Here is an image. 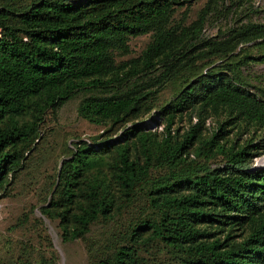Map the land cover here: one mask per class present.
Wrapping results in <instances>:
<instances>
[{"label": "trees", "instance_id": "16d2710c", "mask_svg": "<svg viewBox=\"0 0 264 264\" xmlns=\"http://www.w3.org/2000/svg\"><path fill=\"white\" fill-rule=\"evenodd\" d=\"M218 1L223 0H207L188 25L171 26L169 17L180 7L184 13L187 0H36L20 9L4 3L0 7V120L6 112L23 110L28 99L45 90L52 92L49 101L60 105L78 88H118L131 78L147 76L144 86L149 89L144 92L88 97L76 110L77 116L93 123L118 118L137 110L147 95L193 68L196 61L226 55L256 39L264 42V22L246 20L231 26L222 37L198 44L205 15ZM149 31L152 39L139 56L114 64L113 51L127 53V39ZM251 61H264V53L247 56L240 64ZM156 70L160 72L153 75ZM186 110L195 111L197 118L181 138L164 127L158 163L172 170L150 183L151 205L160 208L161 214L157 220L140 222L136 230H148L151 238L183 247L188 257L181 264H264V167L248 168L252 158L264 152V96L209 68L157 113L170 121ZM219 114L223 117L209 140L194 149L201 160L187 159L198 126L208 115ZM250 126L261 131L260 147L256 146L261 151H252L247 142L223 139L231 130L244 132ZM20 136L18 130L0 131V151ZM214 146L223 161L210 167L208 150ZM83 150L78 148L77 157L60 166V173H66L65 200L58 214L64 241L81 237L89 223L106 212V202L92 198L75 216L73 228L68 231L64 224ZM119 156L118 178L123 185L146 180L147 165L128 160L125 151ZM6 157L0 158L1 170ZM94 264L138 263L129 247H119L112 258Z\"/></svg>", "mask_w": 264, "mask_h": 264}, {"label": "rangeland", "instance_id": "374dc122", "mask_svg": "<svg viewBox=\"0 0 264 264\" xmlns=\"http://www.w3.org/2000/svg\"><path fill=\"white\" fill-rule=\"evenodd\" d=\"M33 1L36 0H0V7L6 3L12 9H20ZM206 1L187 0L185 12L184 7L177 8L169 17L168 25H188ZM246 20L264 22V0L218 1L216 8L205 15L198 44L208 38H220L231 26ZM152 36L153 32L149 31L129 37L127 53L113 51L114 64L139 56ZM263 53L264 42L256 39L239 44L226 55L198 60L193 68L147 95L137 110L98 123L77 116V107L83 99L144 92L149 89L144 86L147 76L131 78L118 88H78L60 105L50 102L52 92L45 90L28 99L23 110L6 112L0 120V131L18 130L21 136L0 151V158L7 156L4 168L0 169V264H94L112 258L119 247H129L138 264H181L188 257L183 247L151 238L148 230H136L140 222L157 220L161 214L160 208L151 205L150 183L172 170L158 163L164 127H169L171 135L176 133L179 139L197 118L195 111L186 110L169 121L157 112L209 68L230 75L249 91L264 96V61L240 64L247 56L258 57ZM222 117V114L208 115L198 126L199 134L189 148L187 159L201 160L194 149L209 140ZM254 129L255 126H250L244 132L231 130L223 139L227 143L247 142L252 151H261L258 150L261 131L256 129L253 133ZM80 147L86 150L79 155L84 161L77 162L80 173L74 179L70 201L65 207L66 229L74 227L75 216L89 206L92 198L105 201L106 212L105 216L99 215L91 221L81 237L64 241L58 214L65 200L62 187L66 173H60V166L77 157ZM121 151L126 152L128 160L147 165L146 180H135L129 186L121 183L118 178ZM208 153L206 163L210 167L223 161L222 153L215 146ZM254 165L264 167V152L253 157L248 168Z\"/></svg>", "mask_w": 264, "mask_h": 264}, {"label": "water", "instance_id": "95a60500", "mask_svg": "<svg viewBox=\"0 0 264 264\" xmlns=\"http://www.w3.org/2000/svg\"><path fill=\"white\" fill-rule=\"evenodd\" d=\"M253 167H256V165H254Z\"/></svg>", "mask_w": 264, "mask_h": 264}]
</instances>
